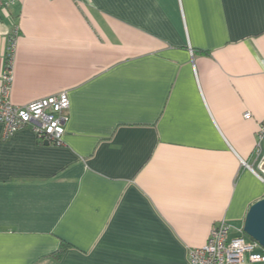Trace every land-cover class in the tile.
Segmentation results:
<instances>
[{
	"label": "crops",
	"instance_id": "obj_1",
	"mask_svg": "<svg viewBox=\"0 0 264 264\" xmlns=\"http://www.w3.org/2000/svg\"><path fill=\"white\" fill-rule=\"evenodd\" d=\"M11 100L67 92L62 146L0 124V264H188L264 198V0H17ZM250 113L251 119H245Z\"/></svg>",
	"mask_w": 264,
	"mask_h": 264
},
{
	"label": "built area",
	"instance_id": "obj_2",
	"mask_svg": "<svg viewBox=\"0 0 264 264\" xmlns=\"http://www.w3.org/2000/svg\"><path fill=\"white\" fill-rule=\"evenodd\" d=\"M17 0H0V12L9 14ZM16 38L10 39L9 63L0 77V124L6 136L20 129L31 127L41 143L62 146L69 122L70 100L67 92L38 99L25 106L15 105L11 100L14 79V56ZM251 119V114H245ZM253 151V163L242 161L264 183V120L259 123ZM188 264H264V248L243 232L231 236V226L221 221L213 227L207 243L189 250Z\"/></svg>",
	"mask_w": 264,
	"mask_h": 264
},
{
	"label": "water",
	"instance_id": "obj_3",
	"mask_svg": "<svg viewBox=\"0 0 264 264\" xmlns=\"http://www.w3.org/2000/svg\"><path fill=\"white\" fill-rule=\"evenodd\" d=\"M49 145V143H45ZM243 233L264 248V198L255 202L249 209Z\"/></svg>",
	"mask_w": 264,
	"mask_h": 264
}]
</instances>
